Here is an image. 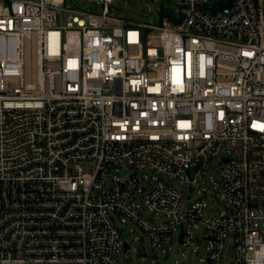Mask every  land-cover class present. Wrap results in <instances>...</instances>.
I'll return each mask as SVG.
<instances>
[{
    "label": "built area",
    "instance_id": "obj_1",
    "mask_svg": "<svg viewBox=\"0 0 264 264\" xmlns=\"http://www.w3.org/2000/svg\"><path fill=\"white\" fill-rule=\"evenodd\" d=\"M81 1L0 0V264H121L127 221L143 260L264 264V0Z\"/></svg>",
    "mask_w": 264,
    "mask_h": 264
},
{
    "label": "rangeland",
    "instance_id": "obj_2",
    "mask_svg": "<svg viewBox=\"0 0 264 264\" xmlns=\"http://www.w3.org/2000/svg\"><path fill=\"white\" fill-rule=\"evenodd\" d=\"M61 3L64 0H60ZM65 5L73 9H82L95 14L102 12V5L100 2H83L81 0H66ZM167 6L162 0H117V5L112 8V14L117 19L133 20L140 24L157 25L161 22L163 12ZM225 155L219 156L212 163L211 174L214 176L222 168L221 160ZM176 187L181 188L180 185L175 184ZM205 187L210 189V179ZM207 200L210 207L216 201L212 192H207ZM215 212L221 211L219 203ZM123 229V237L131 243L132 251L127 254H120L119 262L121 264H227L230 258L218 262L203 261L206 260L205 241L197 244L200 248L198 253L192 250H185L179 245H174L171 254L168 257L164 255L163 260L158 262L155 259L143 260L138 257L139 250L145 248L149 253L151 252V244L149 238L130 221L125 225H121Z\"/></svg>",
    "mask_w": 264,
    "mask_h": 264
},
{
    "label": "water",
    "instance_id": "obj_3",
    "mask_svg": "<svg viewBox=\"0 0 264 264\" xmlns=\"http://www.w3.org/2000/svg\"><path fill=\"white\" fill-rule=\"evenodd\" d=\"M232 2H233V0H229V1H228V4L230 5ZM223 8H224V5H223V3L220 2V3H218V4H216V5L214 6V10H213V12L219 11V10H221V9H223ZM173 13H174V11H173L172 9H167V10H166V15L169 16V17H172V20H173L175 23H178V22L182 19V17H173ZM195 171H196V169L192 171V174H193ZM127 249H129V246H128V245H126V250H127Z\"/></svg>",
    "mask_w": 264,
    "mask_h": 264
}]
</instances>
